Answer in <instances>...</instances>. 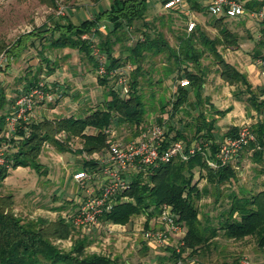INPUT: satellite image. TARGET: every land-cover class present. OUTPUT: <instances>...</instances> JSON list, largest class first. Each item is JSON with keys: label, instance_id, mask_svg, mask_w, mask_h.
<instances>
[{"label": "trees", "instance_id": "obj_1", "mask_svg": "<svg viewBox=\"0 0 264 264\" xmlns=\"http://www.w3.org/2000/svg\"><path fill=\"white\" fill-rule=\"evenodd\" d=\"M51 2L56 6V0ZM263 6L264 0L246 1V7L249 9ZM191 7L197 12L208 11V7L200 5L197 0L192 2ZM148 10V0H111L109 7L98 10L92 19H84L76 24L69 17H58L54 20L53 26L40 35L39 43L49 32V47L70 48L85 54L93 63L96 72H99L100 66L104 65L107 74L99 75L98 83L107 89V94L102 105L84 116L73 114L58 119L31 121L10 138L3 134L7 116L0 117V148L7 146L6 158L10 162V166L0 164V264H39L41 258L52 264H117L106 256L87 255L84 243L77 244L71 252H62L54 245L52 239L67 237L66 224L62 221L45 227L41 224L24 222L14 212V196L3 194L1 188L11 175V170L19 167L31 168L38 174L45 175L47 170L43 168L39 158L47 143H53L59 152L65 153L70 152L67 143L73 138H78L82 142V147L78 151L80 154L105 155L115 140L107 130L114 131L116 127L127 126L135 132L142 131L146 108L139 93V77L143 75L141 63L147 53L154 56L165 54L169 61H174L175 65L167 68V76L173 75L175 81L186 79L189 82L190 89L177 86L171 117H175L177 112L186 106L191 94H194L195 102L202 99L201 92L206 75L201 73L203 71L201 60L205 50L213 53L218 59V71L223 81L230 86L241 85L244 90L240 89L235 95L239 97L243 93L249 94L248 103L262 115V119L252 125L257 140L246 150L253 152L254 161L264 163V100L259 101L246 75L226 62L217 49L220 45L231 49L239 48L240 37L227 27L225 23L227 17L215 19L214 25L218 30L216 38H209L206 32L199 29L197 35L194 32L181 37L177 48H172L161 33H156L155 37H152L144 31L143 38L138 39L135 45L128 49L130 51L128 57L133 59L136 67L128 82L129 91L127 94L123 93L118 79L119 76L124 75L121 73L124 70L120 72L119 69L123 68L126 62L123 58L115 56L114 47L120 42V36L136 22L143 21V26L149 27L146 18ZM103 22H106L105 34L100 30ZM148 30L151 32L150 28ZM36 35L38 34L33 33L25 36L30 39V45L34 47H37ZM96 40L99 42L102 56L105 57L103 62H97L92 54L91 49ZM23 41L24 38L19 39L7 49V53L15 56L16 52L25 46ZM196 42L205 50H199ZM3 49L5 47L0 43V53ZM46 61L49 62V59ZM112 72H119L117 76L115 75L117 84L109 85ZM38 83L36 76H33L28 80L24 91ZM261 94H264V90ZM4 102L0 90V109ZM158 122L161 123V120L159 119ZM213 129L214 121L207 123L204 119L203 124L197 126L191 141L183 131L175 130L170 126L165 133L164 148L175 141H183L187 150L194 141L201 140L203 143H209L208 156L198 151L186 160L174 156L170 161L156 166H137L136 170L126 176L129 179L127 188L116 196L115 205L111 211L101 217V221L127 225L134 216L140 214H146L150 220L155 215H159L164 206H168L176 216V222L186 230L182 239V252L189 250L192 255L210 253L214 241L220 234L235 242H245L253 238L256 246L264 250V188L256 193L232 191L229 195L228 207L216 217L217 226H213L207 220L208 225L204 227L201 222L196 200H201L209 193L210 188H215L218 192L216 199L218 202L220 188L236 182L238 178V172L232 164L218 168L210 167L208 162L215 159L220 147L213 135ZM60 134L67 142L57 139ZM236 134L237 130L231 128L225 138ZM81 170L89 175H96L101 173L102 167L97 158L86 159ZM201 180L206 182L203 188L199 187ZM172 257L177 261L181 254H176L174 250Z\"/></svg>", "mask_w": 264, "mask_h": 264}, {"label": "rangeland", "instance_id": "obj_2", "mask_svg": "<svg viewBox=\"0 0 264 264\" xmlns=\"http://www.w3.org/2000/svg\"><path fill=\"white\" fill-rule=\"evenodd\" d=\"M163 1L148 0L149 10L146 18L149 27H144L143 21L136 22L120 36V42L114 47L115 56L123 58L126 62L119 71L124 70L127 82L130 81V76L136 67L133 59L128 57L130 52L128 49L133 47L138 39L143 38L144 31L152 37H155L156 33H161L172 48L178 47L181 37L194 32L197 35L199 29H203L209 38L218 36L213 30L217 16L213 14L210 16L209 11H205L204 16L201 15V23L194 20L196 26L189 30L191 17L197 13L191 7L195 0H184L182 4L172 9L164 7V4L170 0ZM110 2L111 0H56V6H54L51 0H0V43L5 47L3 51L7 52V49L21 38H24L25 45L16 52L15 56L8 53L10 63L0 71V90L5 100L0 109V117L9 114L16 98L33 76H36L39 82L51 83L56 99L59 100L37 107L32 121L58 119L73 114L84 116L102 105L107 89L98 83L99 73L94 70V65L89 58L78 50L49 47V32L40 40L41 43L39 38L44 30L53 26L54 20L58 17H69L78 24L83 19H92L100 7L104 10L109 7ZM197 2L205 7L209 5V0ZM61 10L63 14L59 13ZM245 18V23L258 27L257 20L249 15ZM105 24L106 22H103L100 28L104 34L107 31ZM103 26L105 29L102 28ZM33 33L38 34L35 36L37 47L31 46L30 39L25 37ZM196 46L199 50H205L198 42ZM91 50L97 62L104 61L105 57L102 56L98 40L95 41ZM245 51H248L247 48L238 53V58L231 57L232 63L235 64L239 59L250 61L251 57L247 56ZM46 59H49V62ZM217 62L218 59L214 54L205 50L201 61L203 70L201 73H204L206 78L218 73V70L215 71ZM141 65L143 75L139 77V93L146 108L143 130L135 132L127 126L116 127L113 138L126 143L139 137L142 132H146L152 126L163 127L165 133L170 126H173L175 130L183 131L192 141L196 128L201 122V118L194 113V105L198 104L201 112L204 113L205 109L209 111V108H205L209 100L202 98L195 102V97L191 94L186 106L180 109L175 117H171L174 93L178 85L182 86L180 82L186 79L175 81L173 75L167 76V68L175 65L174 61H169L165 54L154 56L147 53ZM51 68L53 70H50ZM116 76L110 77L109 85L117 84ZM189 86L186 87L190 89ZM241 88V86H235L234 94L240 92ZM243 97L244 100L248 99L245 94ZM248 104L249 113L255 112L256 108ZM251 117L254 121L255 115ZM159 119L161 123L158 122ZM244 124L253 125L251 122ZM61 135H58L57 139H63ZM67 145L70 152L62 153L54 147L53 143L45 144L39 158L43 168L47 170L45 175L38 174L31 168L19 167L11 170V175L4 181L1 188L3 194L14 196V212L24 222L41 224L45 227L62 221L66 224L67 237L52 239L54 245L62 252H71L77 244L84 243L87 255L106 256L117 264H230L242 258L255 260L252 253L264 252L256 246L253 238L245 242H235L224 238L222 234L214 241L210 253L192 255L189 250L182 252V239L186 230L182 226L177 228L162 221L159 215H155L150 220L146 214L136 215L127 225L102 221L93 226H76L72 215L80 200L93 190L95 184L94 179L78 181L75 175L82 172L84 160L95 159L102 154H96V156L80 154L78 151L82 147V142L78 138H73ZM239 156L242 158L236 165L237 181L220 188L219 201L216 202L218 192L215 188H210L209 193L205 194L201 200H196L204 227L208 225L207 220L213 226H217L216 217L228 207L229 195L232 191L256 193L264 188V173H262L264 163H255L252 153L247 152L246 149ZM98 175L97 180L101 178V174ZM198 178L197 173L196 179ZM205 186V180H201L199 187ZM159 233L164 235L162 240L155 237ZM174 250L176 254H181L177 261L172 257ZM39 264L52 263L41 258Z\"/></svg>", "mask_w": 264, "mask_h": 264}, {"label": "built area", "instance_id": "obj_3", "mask_svg": "<svg viewBox=\"0 0 264 264\" xmlns=\"http://www.w3.org/2000/svg\"><path fill=\"white\" fill-rule=\"evenodd\" d=\"M184 0H170L164 4L166 9H171L183 3ZM208 11L220 17L241 18L249 15L257 21H264V6L260 8L249 9L246 7L245 0H211L208 5ZM63 14L62 10L59 12ZM196 24L189 23L191 31ZM105 29V26L102 27ZM262 41V53L257 58V64L260 68L261 79L264 84V35L260 36ZM99 51V50H98ZM96 52V50H95ZM94 52V53H95ZM101 57V56H100ZM102 59V57H101ZM103 62V61H101ZM10 63L9 55L6 51L0 53V71ZM121 72V71H120ZM99 75L107 74L104 65L99 68ZM119 72H112L110 77L115 76ZM121 73H124L121 72ZM127 78L124 75L119 76L118 83L123 88V93L127 94L129 85ZM183 87L189 85L188 81L180 82ZM56 96L51 83L39 82L33 88L24 91L22 90L12 105L9 114L6 117L4 135L7 138L14 136L20 129L24 128L25 124L32 121L34 111L40 105H46L56 102ZM112 137L114 131L107 130ZM165 131L161 126H152L146 132L128 142L114 140L105 155L99 156L98 160L102 167V185L99 190L93 189L82 198L72 215L74 224L78 227H86L98 225L101 217L112 210L115 205L116 196L125 190L129 184V179L126 177L132 171L136 170L137 166H156L159 163L168 162L174 156H180L183 159H188L190 155L196 152H201L208 156L207 149L209 143L194 141L186 150V145L183 141H175L167 147H163L165 143ZM256 134L253 132L252 125L244 124L239 128L235 136L224 138L219 144V150L215 155V159L209 160V165L212 168L231 164L237 156L240 155L251 143L256 142ZM260 148V146H258ZM7 146L0 148V164L10 166L9 160L6 158ZM94 176L85 172L75 175V179L83 181L84 179H92ZM159 217L162 221L181 228L176 222V216L172 213L171 208L164 206ZM155 237L162 240L164 235L157 234ZM183 245V242H182ZM230 264H258L249 258H242L236 263Z\"/></svg>", "mask_w": 264, "mask_h": 264}, {"label": "crops", "instance_id": "obj_4", "mask_svg": "<svg viewBox=\"0 0 264 264\" xmlns=\"http://www.w3.org/2000/svg\"><path fill=\"white\" fill-rule=\"evenodd\" d=\"M210 1L211 0H209L208 3H210ZM245 1H251V0H245ZM256 1H263V0H256ZM209 14L210 16H212L210 12ZM196 15L191 17L190 22L195 23V21H198L201 23V15H203V13L197 12ZM245 20H246L245 16L241 18H227L225 20L227 27L240 37L239 48L231 49L220 45L217 47V49L219 54L226 62L230 63L238 71L246 75L248 82L252 86V90L259 97V101H263L264 94H261V91L264 90V84L261 79L260 68L257 64V58L262 53V44H260L259 39L260 36L264 34V21H258L256 23L258 27H255V26H250L248 23H245ZM201 30L204 31L203 29ZM213 30L218 34V30L215 27V25ZM244 48H247L248 51L245 52L247 53V56L251 57V60L246 62L243 59H239L235 62V64H233L230 58L231 57L238 58V53L240 51H244ZM216 70H218V65L215 68V71ZM241 89L244 90L243 87ZM234 92H235V86H230L228 83L224 82L218 71V73L210 75L208 78H206L201 92L202 98L204 100H209V104L207 103L205 104V108L206 107L209 108V111L205 109L204 113H202L199 108L200 106L198 104L194 105L195 108L194 113L197 114L199 118H201L200 124H203L204 119H206L207 123L214 121L213 135L215 137L216 142L218 143H220L225 138V136L227 135L228 131L231 128H235L238 133L239 128L242 124L246 122H251L255 124L256 122L262 119V115L259 114L257 111L250 112L251 114L249 113L247 108L248 107L247 105H249L248 101L247 99L244 100L243 97V94H245L246 97L249 96V94L243 93L238 97L234 94ZM200 114H202L201 117ZM253 115H255L254 121L251 120L252 119L251 116ZM247 152L253 153L252 151H247ZM96 157L97 159L99 158L98 156ZM240 158L242 157L237 156L236 159L231 163L234 168H237L236 165L239 164L238 160ZM254 162L260 163L256 161ZM262 173H264V171ZM98 174L93 175L94 177L92 178V180L94 179V184H95L93 189H97V190H99L102 185V174H101V178L97 180L98 178L97 176H99ZM252 256L255 259L253 260L254 262L258 264H264V252L260 254L252 253Z\"/></svg>", "mask_w": 264, "mask_h": 264}]
</instances>
